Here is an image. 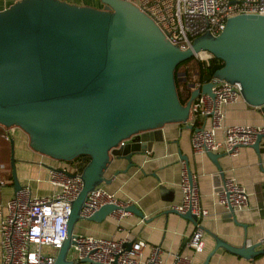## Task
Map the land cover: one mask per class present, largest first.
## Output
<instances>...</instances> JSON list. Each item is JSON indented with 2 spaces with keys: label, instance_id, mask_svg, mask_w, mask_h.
Wrapping results in <instances>:
<instances>
[{
  "label": "water",
  "instance_id": "1",
  "mask_svg": "<svg viewBox=\"0 0 264 264\" xmlns=\"http://www.w3.org/2000/svg\"><path fill=\"white\" fill-rule=\"evenodd\" d=\"M100 1L102 8L65 0H16L0 10V125L19 127L30 148L50 158L89 157L54 264L69 262L80 210L89 191L111 182L105 171L113 158L125 159L126 168L116 172L126 171L134 164L131 157L149 150L148 139L165 124H187L190 103L200 92L212 95L209 81L181 104L174 75L179 63L200 52L212 54L223 63L212 77L238 83L244 102L264 115V15L229 17L219 34H200L182 50L133 1ZM262 138L264 133L251 145L256 153ZM206 155L217 168V188L224 178L218 159L225 153ZM10 168L17 192L21 185L12 138ZM118 209L143 216L134 204H105L87 220L102 222ZM179 215L196 222L189 210ZM228 215L234 218L233 211ZM214 240L203 264L218 248L246 259L264 253V238L240 246L218 236Z\"/></svg>",
  "mask_w": 264,
  "mask_h": 264
},
{
  "label": "built area",
  "instance_id": "2",
  "mask_svg": "<svg viewBox=\"0 0 264 264\" xmlns=\"http://www.w3.org/2000/svg\"><path fill=\"white\" fill-rule=\"evenodd\" d=\"M136 5L159 26L171 43L182 50L190 47L193 38L200 34H219L229 17L264 15V0H140ZM212 56L208 52H200L194 57L208 64ZM209 81L213 83L212 95L200 92L190 103L187 123L201 120L191 134L192 151L194 154L212 151L236 155L264 133V126L225 125L224 108L241 98L240 86L215 77ZM198 87L201 84L194 76L189 89L192 91ZM9 128H5L2 134L5 139L12 137ZM217 130L222 131L221 138L216 137ZM55 161L56 164L47 169L48 182L53 187L50 194L36 196L27 185H21L4 203L0 202V264H54L66 237L71 203L82 187L81 171ZM7 183L1 181L0 185ZM179 187L181 201L172 204L170 209L179 214L189 210L195 216L196 222L186 247L198 253L204 248L202 220L208 215V210L200 204L197 176L184 161ZM215 195L217 202L228 212L248 206V193L234 178L224 177ZM105 204L129 205L108 192L104 184H99L88 192L80 210L81 220H87ZM128 214L130 212L118 209L108 216L116 221L117 230H123L120 222ZM127 243H130L129 249L126 248ZM162 252L159 245L148 244L142 239H116L73 231L66 260L69 261L67 264H166ZM70 253L75 254L72 259L69 258ZM170 264H191V258L176 253Z\"/></svg>",
  "mask_w": 264,
  "mask_h": 264
},
{
  "label": "crops",
  "instance_id": "3",
  "mask_svg": "<svg viewBox=\"0 0 264 264\" xmlns=\"http://www.w3.org/2000/svg\"><path fill=\"white\" fill-rule=\"evenodd\" d=\"M15 1L0 0V10ZM65 1L103 7L100 0ZM200 122L199 119L189 121L186 125L165 124L148 139L149 150L131 157L134 164L126 171L116 172L126 168L125 159L113 158L109 164L105 175L111 178V182L104 184L107 191L118 200L134 204L142 212V217L133 213L124 216L120 222L123 230H117L116 221L108 216L102 224L86 231L78 228L76 232L116 239L128 237L130 240H145L148 244L162 248L161 256L166 264L171 263L176 253L190 257L191 264H203L215 246V236L234 246H240L244 240L254 243L264 238V138L260 141L259 153L251 146H246L236 155L225 154L218 159L224 177L234 178L248 193L247 208L234 212L233 218L217 202L213 184V176L217 172L215 164L206 153L194 154L192 151L191 134ZM224 124L264 126V115L257 107L248 105L240 98L225 106ZM9 130L14 140L15 168L20 185H27L36 196L50 194L53 187L48 182L47 169L51 164H56V159L30 148L27 134L19 127L12 126ZM216 137H222L221 130L216 131ZM183 159L187 160L190 171L197 176L200 204L208 210V215L202 220L204 248L198 253L186 247L194 224L177 212L170 211L172 204L181 201L179 179ZM6 186L11 188L8 199L14 190L8 183L3 187ZM260 248H264V244ZM207 264H264V253L246 259L218 248Z\"/></svg>",
  "mask_w": 264,
  "mask_h": 264
},
{
  "label": "trees",
  "instance_id": "4",
  "mask_svg": "<svg viewBox=\"0 0 264 264\" xmlns=\"http://www.w3.org/2000/svg\"><path fill=\"white\" fill-rule=\"evenodd\" d=\"M222 65V61L214 56H212L208 64L195 57H191L179 63L174 70V75L176 92L180 103L184 105L189 100L191 94L189 85L194 81V76H196L197 83L202 85L211 80L213 72ZM5 128L6 127L0 125V182L8 181L9 186L12 187L10 139H5L2 136ZM88 160V156L83 158V156L80 155L70 161H60L70 166L74 171H82ZM1 187L3 186L0 185V189Z\"/></svg>",
  "mask_w": 264,
  "mask_h": 264
},
{
  "label": "rangeland",
  "instance_id": "5",
  "mask_svg": "<svg viewBox=\"0 0 264 264\" xmlns=\"http://www.w3.org/2000/svg\"><path fill=\"white\" fill-rule=\"evenodd\" d=\"M133 2L137 4L136 1H133ZM2 188H3L2 191H0V202L4 203L7 200V197L10 194L11 188L8 187V186L2 187ZM100 224H102V222H94V221H89V220H79L75 224L74 232H76L78 230V228H79L80 231H86L88 228L91 229L95 225H100ZM74 255H75L74 253H70L69 254V258L72 259L74 257Z\"/></svg>",
  "mask_w": 264,
  "mask_h": 264
}]
</instances>
